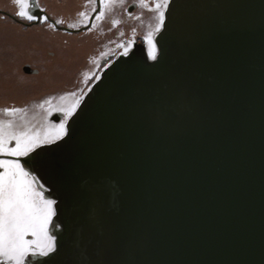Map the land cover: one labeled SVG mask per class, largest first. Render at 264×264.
Returning a JSON list of instances; mask_svg holds the SVG:
<instances>
[{
  "label": "water",
  "instance_id": "obj_1",
  "mask_svg": "<svg viewBox=\"0 0 264 264\" xmlns=\"http://www.w3.org/2000/svg\"><path fill=\"white\" fill-rule=\"evenodd\" d=\"M153 39L36 150L55 264H264V0H170Z\"/></svg>",
  "mask_w": 264,
  "mask_h": 264
},
{
  "label": "rangeland",
  "instance_id": "obj_2",
  "mask_svg": "<svg viewBox=\"0 0 264 264\" xmlns=\"http://www.w3.org/2000/svg\"><path fill=\"white\" fill-rule=\"evenodd\" d=\"M38 2H41L44 10L50 14L52 12L65 23L74 24L76 23L73 22L74 18L77 20L79 17L76 27L84 26L94 9L93 5L83 9V2L80 0ZM137 5L139 8L136 16L135 13L126 11H116L108 16V19L111 18L110 23L121 28L120 36L111 30L110 23L107 26L106 21L102 24L100 33L90 32L89 37L77 38L78 36L47 28L45 22H41L42 25L39 27H34L39 28L38 31H28L26 27L16 24L8 16L0 14V120H12L16 125L27 124L39 129L45 124V109L48 107L39 105L48 98L52 99L53 104H57L61 95L71 92L83 96L95 80L97 73L91 75V72L99 64L98 59L105 50L118 47L124 53L125 49L129 51L133 43L138 41L145 42L150 47L144 38L149 32H153L154 36L157 33L156 13L149 10L154 5L143 4L140 1ZM77 7L81 8L79 13L75 11ZM18 10L13 0H0V11L7 12L21 21L30 22L16 16ZM149 23L153 24L150 28L147 27ZM140 30L143 33L139 32ZM130 35L131 39L128 38ZM125 38L126 43L120 45L118 40ZM65 57L72 59L65 63L63 61ZM100 65L96 69H99ZM27 66L32 70H38V73H26L24 69ZM5 108H19L23 111L9 116L3 112ZM54 114L47 119L59 123L53 120Z\"/></svg>",
  "mask_w": 264,
  "mask_h": 264
},
{
  "label": "snow or ice",
  "instance_id": "obj_3",
  "mask_svg": "<svg viewBox=\"0 0 264 264\" xmlns=\"http://www.w3.org/2000/svg\"><path fill=\"white\" fill-rule=\"evenodd\" d=\"M17 5L16 16L26 20H41L46 22L48 17L33 14L30 9L39 7L34 0H13ZM117 0H100L105 4ZM144 3V0H140ZM156 13V29L159 31L165 24V10L169 8L170 0H153ZM81 15H84L81 13ZM103 13L101 12V17ZM100 18V17H98ZM55 24H62L56 20ZM69 28L76 27L68 24ZM153 32L145 36L149 43L148 59H158L156 46L153 43ZM131 43V42H129ZM125 55L128 50L125 49ZM99 77H96L98 79ZM83 97L75 92L59 97V103L53 104L52 99L44 100L39 106L45 109V124L35 129L28 126L16 125L12 120H0V262L2 264H29V258L34 256L47 257L43 264H55L58 255V237L50 231L53 217L58 215V201L49 198L38 186L33 167L40 163L37 159V149L43 145L54 144L69 135V120L80 107ZM23 111L19 108H5L3 112L9 116ZM53 113H59L62 118L59 123L47 119ZM26 158V159H22ZM59 228L60 225H53ZM30 237V238H29Z\"/></svg>",
  "mask_w": 264,
  "mask_h": 264
},
{
  "label": "flooded vegetation",
  "instance_id": "obj_4",
  "mask_svg": "<svg viewBox=\"0 0 264 264\" xmlns=\"http://www.w3.org/2000/svg\"><path fill=\"white\" fill-rule=\"evenodd\" d=\"M80 1L83 2L82 3V8L83 9L85 7L90 8V6H92V5L94 6V9H93L88 21L86 22V24L84 26H80V27L77 26V27L69 28L68 26L65 25V24H68V23H65V22H63L64 24H59V25L56 24L55 25L54 22L56 20H59V18H57V16L55 14H53L52 12L50 14L49 11L44 10L42 5H40L41 2L39 3L38 0H37V4L39 5V8L42 11H44V13H45V14H42L41 17H43V16H47L48 17L47 21L45 22L46 24H44L45 27L53 29V30H56L57 32H60V33L61 32H66L67 34L75 35L76 37L78 36L77 38L89 37V36H91V35H89L90 32L100 33V30H102V24L105 21L107 23V26L109 25L111 18L108 19V16L111 13H113V12H116V11L117 12H120V11L124 12V11H126V12H129V13H132V14L135 13L134 16H136L137 13H138V8H139V7H137L138 6L137 4H139L140 0H117V2H115V3L105 4L103 6V8L100 5V0H80ZM143 4H148V5L152 4V5H154V2H153V0H144ZM152 8H154V7H152ZM80 10H81V8L77 7V10H75V11L79 13ZM101 12L103 13L102 17H101ZM80 14H81V12H80ZM98 17H100V18H98ZM15 18L18 20V22L13 20V19H11V20L13 22H15L16 24L22 26L23 28L26 27V29L31 28V27H33V28L34 27H39L40 25H42L41 22H44V21L39 20L38 23L35 24L36 20L30 21V22H24V21H21L20 19H18L17 17H15ZM73 18H74V14L72 15V19ZM141 18H142V16H141ZM145 20H147V19H145ZM73 22H76L74 24L77 25V23L79 22V17H78L77 20H76V18H74ZM32 23H34V24H32ZM139 25H140V23H139ZM152 25H153L152 23H149L147 27L150 28ZM64 27L65 28H69L71 30H74V32H68V31H65V30L61 29V28H64ZM110 27H111V30H114L113 32L115 34H119V36L121 35V28L120 27H117V25H115V24L113 25L112 23H110ZM135 27H138V26L135 25ZM144 29L142 31H144ZM111 30H110V33H111ZM139 32H141V30ZM141 33H143V32H141ZM141 33H139V34L142 35ZM130 37H131V35L128 38H130ZM126 41H127L126 38L123 39V40H118V42H120L119 43L120 45H124V43H126ZM134 43H136V42H134ZM117 49H118V47H115L113 50L112 49L105 50L103 52V54L100 55V58L98 59V62H97V63H99V64H97V66H99L101 64L100 68L96 69V67H97L96 66L95 69L92 70V72H91L92 74L91 73L90 74L93 75L94 72H95L94 75H96V73H97L96 76H98L106 64L110 63L115 57H117V55H119L120 53L123 52V50L120 51L119 49L118 50ZM51 55H53V54H51ZM96 71H99V72H96ZM57 114H59V113H57Z\"/></svg>",
  "mask_w": 264,
  "mask_h": 264
},
{
  "label": "bare ground",
  "instance_id": "obj_5",
  "mask_svg": "<svg viewBox=\"0 0 264 264\" xmlns=\"http://www.w3.org/2000/svg\"><path fill=\"white\" fill-rule=\"evenodd\" d=\"M37 29H39V28H33V27H31V28H28L27 30L28 31H34V30H37ZM41 57H43V56H41ZM70 59H72V58L65 57V58H63V61L66 63Z\"/></svg>",
  "mask_w": 264,
  "mask_h": 264
}]
</instances>
